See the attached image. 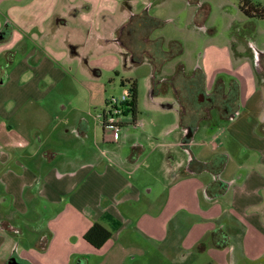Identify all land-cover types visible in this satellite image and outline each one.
<instances>
[{
  "label": "crops",
  "instance_id": "crops-1",
  "mask_svg": "<svg viewBox=\"0 0 264 264\" xmlns=\"http://www.w3.org/2000/svg\"><path fill=\"white\" fill-rule=\"evenodd\" d=\"M11 1L0 0V264H264V48L254 46L256 61L251 45L236 53L235 77L220 71L230 90L221 76L215 87L237 104L204 127L208 142L197 143L200 125L183 124L179 104L159 105L178 117L158 139L165 160L155 174L152 163H138L147 152L139 140L127 156L118 151L128 142L108 149L121 138L114 142L100 118L103 71L151 64L131 63L130 42L118 39L143 14L135 0ZM205 5L188 7L189 23H200ZM161 39L164 52L176 41L183 50L175 58L184 55L180 38L151 40ZM153 72L151 64V89ZM71 83L83 101L66 102ZM135 125L138 114L126 115L122 129ZM95 224L112 234L100 249L85 240Z\"/></svg>",
  "mask_w": 264,
  "mask_h": 264
},
{
  "label": "rangeland",
  "instance_id": "rangeland-1",
  "mask_svg": "<svg viewBox=\"0 0 264 264\" xmlns=\"http://www.w3.org/2000/svg\"><path fill=\"white\" fill-rule=\"evenodd\" d=\"M33 0H16V3L27 4ZM145 0H135V8L139 11L147 12L150 16L159 18L162 20L160 26L153 32L151 39L157 38V36L163 35L167 40L180 38L181 42H184L185 52L181 57H177L173 62H169L164 68V76L173 72V64L177 61H181L186 65V73L194 74L198 68H202V65L207 69L209 74L210 84L208 89L213 91L218 81V77L224 78L226 80L227 90H230V80L225 72V69L231 70L232 75L235 77V67H234V55L236 53H243L246 51L247 47L251 45L255 58L257 54L255 53V48H264V20L263 19H246L239 9V2L237 0H171L168 4H164V0H153L151 4L146 5ZM207 3L205 5L206 13L204 15L197 14L196 18L201 19L198 25L195 23L191 24L188 22L189 6H199L201 4ZM254 4H259L264 8V0H252ZM159 3H162L158 5ZM14 0L9 2L7 5H13ZM151 6V7H150ZM180 12L177 16L170 14L171 11ZM3 11V9L1 10ZM173 11V12H174ZM171 16H174L173 18ZM172 18L173 21L170 19ZM157 25V24H156ZM10 34V33H8ZM3 36V30L0 32V39ZM9 36V35H8ZM184 40V41H183ZM255 46V48H254ZM167 48V47H166ZM247 56L250 54H246ZM175 61V62H174ZM241 72L244 71L240 68ZM218 71V72H217ZM257 73V68L255 67ZM204 72V71H203ZM217 72L216 76L215 73ZM150 73L151 64L145 62L144 64L132 68L130 64L120 67L117 73H108L103 71V78L107 84L108 91L106 97L108 100L117 99L122 100L124 96L127 95L131 87V82L136 81L138 84L139 100H138V123L139 125L135 127L130 126L124 128L120 132L119 138L121 141L119 145L111 144L108 149L115 151L116 148L119 150L124 142H128L127 148L122 149L120 152L121 156H127L129 153L130 144L137 143L138 140L144 144L147 148L145 155L140 157L138 163L144 166L148 163H152L154 167V173L157 174V170L164 168L163 161L164 157V147L161 145L159 147V140L164 136L165 132L174 128L177 124V111H164L160 104L175 103L174 93L170 90L166 95H157L156 99L152 100L151 88H150ZM205 73V72H204ZM205 77L206 73H205ZM109 78L112 81H109ZM217 79V81H216ZM234 79V78H233ZM235 81V80H234ZM208 82V81H207ZM224 85V88H225ZM68 97L66 102L72 101L74 98L78 101L84 100V93L82 89L75 84L71 83L68 88ZM102 112V111H101ZM213 113V119H214ZM129 118H132V114L127 113ZM126 116L123 117V119ZM219 121L216 120H201L198 122L200 128H198L196 141L197 143L208 142L207 137L210 135L204 129L207 125H216ZM129 135L125 138V135ZM66 142L71 143L70 139H65ZM125 145V144H124ZM194 153H198L194 150ZM203 156L207 155L206 150H201ZM200 154V153H198ZM151 157L150 161L146 159ZM146 161V162H145ZM202 166L197 165L196 170L201 171ZM163 173L161 177H163ZM163 182H168V174L164 176Z\"/></svg>",
  "mask_w": 264,
  "mask_h": 264
},
{
  "label": "flooded vegetation",
  "instance_id": "flooded-vegetation-1",
  "mask_svg": "<svg viewBox=\"0 0 264 264\" xmlns=\"http://www.w3.org/2000/svg\"><path fill=\"white\" fill-rule=\"evenodd\" d=\"M155 24V20L148 16L147 12H143L141 15L133 16L127 27L123 30L124 34L118 35L119 42L123 44L124 42L125 44L130 42L128 48L133 53L131 63L134 64L135 60L142 57L141 48L147 46L148 37L150 38L157 29L155 28ZM6 32L7 30L5 29L3 34ZM255 53L260 58V54L256 50ZM161 72L156 76L153 72L151 94L157 96L159 92L171 90L175 95V103L181 106L183 124H186L187 121L188 124H194V122L198 124L199 121L204 119L216 120L226 108L234 107L237 104L236 95L224 94L221 91V84L217 86L218 89L207 92L206 77L202 68H198L192 76H187L186 65L184 63L178 65L174 74L170 77L160 76ZM213 113L215 114L214 119ZM17 260L14 262L9 261L8 264H28L20 259Z\"/></svg>",
  "mask_w": 264,
  "mask_h": 264
},
{
  "label": "trees",
  "instance_id": "trees-1",
  "mask_svg": "<svg viewBox=\"0 0 264 264\" xmlns=\"http://www.w3.org/2000/svg\"><path fill=\"white\" fill-rule=\"evenodd\" d=\"M239 2V9L241 13L249 19H263L264 20V8L259 4H254L252 0H237ZM155 28L163 24L161 20H155ZM124 34V33H123ZM164 40H151L148 37L147 46L141 48L142 57L134 61L135 65L143 63L145 58H148L153 66L155 76L158 75L164 65L169 62L172 58H175L179 53H182V47L179 42H170V51H163ZM131 87L128 91V100L125 104V115L127 113L132 114L133 119L138 114V84L136 81L130 83ZM108 103V100L107 102ZM111 232L100 224H95L85 235V240L94 248H102L110 239Z\"/></svg>",
  "mask_w": 264,
  "mask_h": 264
},
{
  "label": "built area",
  "instance_id": "built-area-1",
  "mask_svg": "<svg viewBox=\"0 0 264 264\" xmlns=\"http://www.w3.org/2000/svg\"><path fill=\"white\" fill-rule=\"evenodd\" d=\"M127 100L128 93L121 101L115 98L108 100V110L105 114L100 115L104 127L111 131L114 142L119 140V133L123 127V117L127 115L124 111Z\"/></svg>",
  "mask_w": 264,
  "mask_h": 264
},
{
  "label": "water",
  "instance_id": "water-1",
  "mask_svg": "<svg viewBox=\"0 0 264 264\" xmlns=\"http://www.w3.org/2000/svg\"><path fill=\"white\" fill-rule=\"evenodd\" d=\"M2 37H3V36H2ZM16 260H17V258L14 257L11 261L14 262V261H16ZM17 261H18V260H17ZM10 263H11V262H10Z\"/></svg>",
  "mask_w": 264,
  "mask_h": 264
}]
</instances>
